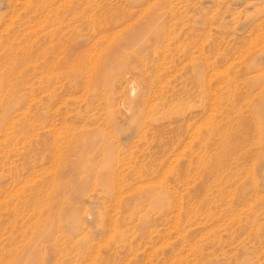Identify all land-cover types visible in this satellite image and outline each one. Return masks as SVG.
<instances>
[{"label": "rangeland", "instance_id": "rangeland-1", "mask_svg": "<svg viewBox=\"0 0 264 264\" xmlns=\"http://www.w3.org/2000/svg\"><path fill=\"white\" fill-rule=\"evenodd\" d=\"M0 264H264V0H0Z\"/></svg>", "mask_w": 264, "mask_h": 264}, {"label": "bare ground", "instance_id": "bare-ground-1", "mask_svg": "<svg viewBox=\"0 0 264 264\" xmlns=\"http://www.w3.org/2000/svg\"><path fill=\"white\" fill-rule=\"evenodd\" d=\"M212 77V76H211ZM216 98V97H215ZM193 137V136H192ZM194 138V137H193Z\"/></svg>", "mask_w": 264, "mask_h": 264}]
</instances>
